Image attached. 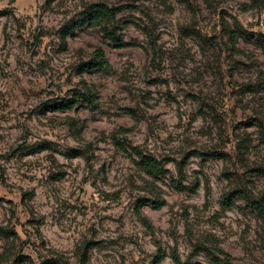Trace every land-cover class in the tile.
<instances>
[{
	"label": "rangeland",
	"instance_id": "obj_1",
	"mask_svg": "<svg viewBox=\"0 0 264 264\" xmlns=\"http://www.w3.org/2000/svg\"><path fill=\"white\" fill-rule=\"evenodd\" d=\"M263 129L264 0H0V264H264Z\"/></svg>",
	"mask_w": 264,
	"mask_h": 264
},
{
	"label": "trees",
	"instance_id": "obj_2",
	"mask_svg": "<svg viewBox=\"0 0 264 264\" xmlns=\"http://www.w3.org/2000/svg\"><path fill=\"white\" fill-rule=\"evenodd\" d=\"M117 10L108 7L105 4L99 3V4H92L88 6L85 11L82 14V19L74 26L73 28H70L69 31H73L76 27H83L86 25H89L91 27L100 28L108 40L112 41L116 45L123 46L124 45V39L115 31L113 26V21L116 18ZM111 68V65L109 61L107 60L106 54L103 49H97L92 56V59L85 63L83 65V69L85 71H106ZM80 100L83 103H86L92 108H98L97 103V93L94 89L86 87V90L84 93L80 94ZM74 107V102L71 101H64L58 105L53 104L51 105V109L54 111H60V110H69ZM262 138L264 141V129L262 130ZM137 153V156L140 159V165L143 168V172L152 178H157L164 174V170L162 168V165L155 160L154 158L150 156H145L143 153L139 152V150H135ZM178 188H182V183L179 182L176 185ZM184 190V189H183ZM240 194V193H239ZM256 209L264 215V200L262 202L255 201L253 202ZM143 204H149L157 209H160L164 207L165 202L163 200H146L143 202ZM142 223L148 227L151 228V225L145 218H141ZM225 258H215L214 263L215 264H233L231 261V256L227 253H223ZM167 257L166 253L163 250H159L158 256L154 260V264H161V262ZM171 259L174 264H185L181 260L180 256L177 253H173L171 255ZM26 264V261L18 260L16 264ZM28 264H35L33 261H29ZM40 264H68L66 260H63L61 256L55 255L54 257H51L49 259L44 260ZM81 264H84L81 262Z\"/></svg>",
	"mask_w": 264,
	"mask_h": 264
}]
</instances>
